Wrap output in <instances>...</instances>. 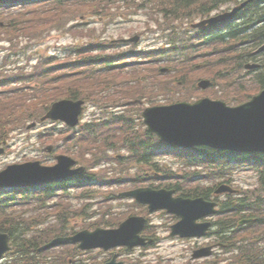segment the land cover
Instances as JSON below:
<instances>
[{
    "label": "trees",
    "instance_id": "trees-1",
    "mask_svg": "<svg viewBox=\"0 0 264 264\" xmlns=\"http://www.w3.org/2000/svg\"><path fill=\"white\" fill-rule=\"evenodd\" d=\"M59 0H54L52 3L54 7L60 8L62 6H66L68 3H71L72 0H63L62 2H58ZM237 0H76V3H84L87 5L86 8L80 10L84 13L85 9L88 8H98L101 11L104 10V7L101 5L105 3H125V4H152L153 6L148 8L149 10L156 9L158 11L163 12L165 18L167 16H174L172 18H168L169 21H193L197 17L205 16L210 14L212 11L217 10L225 5H230ZM99 5V6H98ZM251 7V6H250ZM59 10V9H57ZM78 11V10H77ZM79 12V11H78ZM97 12V10L95 11ZM256 13L257 10L254 9ZM94 13V12H93ZM79 14H81L79 12ZM252 16V15H251ZM248 18V16H246ZM251 18V17H250ZM258 22H264V18H258L252 25L248 22H245L247 25H239L232 27L229 29V36L226 38L218 37L214 40H208V42L201 43L204 40V37H193L187 34L178 35V32H174L170 35L169 45L172 47L166 50L167 57L172 59L174 63V67L177 66L176 63L180 56L189 57L191 53H194L198 49L203 46L213 47L214 52H219L222 54V58L225 59L222 62L221 67L227 70L228 65L225 64L229 59V55L225 54V51L232 53L236 51V48L240 45L242 46H252V48L259 47L264 44V23L261 25H256ZM159 23V22H158ZM160 24V23H159ZM80 25H78L79 27ZM178 26V25H177ZM176 26V28H177ZM76 27V26H75ZM176 28L169 27L171 31ZM240 32V33H239ZM180 33V32H179ZM239 33V35H237ZM96 34L95 29L88 31V36H94ZM201 35V34H198ZM227 39V41L225 40ZM214 41V42H213ZM186 42V43H185ZM212 42V43H211ZM95 44H90L82 47L83 54L87 56V66L97 65L99 61V56H89L93 51L98 49H107L112 47L111 44H103L101 46L94 47ZM80 49V48H79ZM20 52H18V55ZM157 54V53H156ZM175 57V58H174ZM226 57V58H225ZM109 60L117 61L116 57L106 56ZM190 58V57H189ZM186 60V59H184ZM54 59H46V61H41L39 65L36 67L35 71H27L25 67H20L18 72L12 73L9 72L8 80L6 83L12 81H20L21 85L14 88L11 94H23L20 99H14L11 101L3 102L0 104V138L4 134H12L14 131L23 129L30 121H40L42 114L48 110L52 101L57 100V98L64 91L68 92V87L70 82L73 83L72 78L68 73H61L59 75L55 74L57 71H62L61 68L56 66ZM192 60L187 61L184 64L185 68L193 67L191 65ZM104 66L99 64V66ZM92 75L91 77L87 76V79L92 80L94 77L97 81V71L96 68H91ZM89 69V70H91ZM95 70V71H94ZM134 79L136 83L134 86L126 92L128 99L136 98L140 93H145L146 90L149 89L148 84L141 83L143 80H147L148 75H153V73L148 74V71L138 69L134 70ZM139 72V73H138ZM216 77V76H215ZM224 80H230V75L223 76ZM186 84H191L193 80H186ZM87 83H91V81H87ZM259 83L264 86V78L263 80H259ZM8 85V84H4ZM160 91L164 90L169 91L167 87L158 86ZM64 93V94H65ZM11 94H8L10 96ZM29 95L28 99L24 97ZM41 95H45L41 97ZM111 126H117V130L119 135L125 136L128 140L127 146L129 147L132 158L126 159V162H137L138 164L145 163L149 164L152 168L153 172L163 173L166 176H173V170L164 169L160 167L159 164L153 162L155 158V152L162 149L163 154H174L175 159L181 163L183 169L192 170L194 167H198L200 165V161L207 166L214 167L210 169L206 167L208 177L213 176V179L216 178H232L234 172L238 170L243 165H247L254 170H262V182H264V155L253 154V155H244L237 154L232 152L225 151H217L211 148L202 147L194 150H176L175 152H170L168 150H164L166 146L161 145L160 141L155 142V137H151L149 139V134L145 137H140L137 134H133L130 138V130H134L133 124L125 119H121L117 122L109 123ZM104 127H99L98 124L91 122L84 125L80 132L85 133V135L77 136L76 139L83 142V152L88 153L90 150H93L95 146L97 147V151H94L96 156H100V154L104 153L103 147L98 145V142H103L105 145H108L109 142L115 137L107 138L104 134H102V130ZM44 136L48 137V134ZM43 137V136H41ZM130 138V139H129ZM150 142H149V141ZM157 140V139H156ZM169 147V146H167ZM190 170H182V178L184 181L189 182L192 174ZM87 179H90L87 178ZM26 190H16L13 191L10 195H5L0 197V213L2 214L3 221L0 222V230L9 233L11 236L18 238L20 241L19 249V260L20 264H34L32 258L30 257L32 249H36L38 238H43L44 236L49 235L48 231H44L39 237H33V243L28 242L25 237L28 232H31L32 224L34 222L33 218L20 220L17 217L18 208L22 209L21 213H25L28 210H24V208L30 207L33 205V201L36 200V197H33L31 194L27 193ZM28 194V195H26ZM50 196L51 194L45 193L44 196ZM43 198H40L39 201H42ZM35 202V201H34ZM38 202V201H37ZM40 203V202H38ZM246 201H242L240 203V207L246 206ZM24 207V208H23ZM7 211V212H6ZM243 210H239L238 213ZM27 223V224H26ZM224 227H228L230 223H221ZM252 227L260 226L259 223H254L251 225ZM232 229L234 225H231ZM236 232L235 234H237ZM233 240V239H232ZM35 241H37L35 243ZM36 246V247H35Z\"/></svg>",
    "mask_w": 264,
    "mask_h": 264
},
{
    "label": "rangeland",
    "instance_id": "rangeland-1",
    "mask_svg": "<svg viewBox=\"0 0 264 264\" xmlns=\"http://www.w3.org/2000/svg\"><path fill=\"white\" fill-rule=\"evenodd\" d=\"M138 4H128L125 3H105L101 5L104 7V10L101 11L100 9L96 8H88L84 10V15H78L79 12L75 9L74 3H69L65 7L60 8L58 11H53L50 14L46 13V20L49 23H52V26L50 27L52 30L46 31L44 34L36 35L34 33H31V29L33 28V25L26 24L25 28L28 31L26 34L30 37L31 40L27 39L26 37L21 38V49H26L27 55H34V52L38 51L41 52V55L43 57L46 56H54V54L62 55V52L65 51V48L68 45L72 44H81L83 42L89 41V38H87V34H77L76 33H70V32H64L58 29H62L63 27H66V30L69 29V26L79 24V23H85L88 24L90 27L93 25L97 26V33L98 35H102L103 40H120V39H130L134 36H137L139 38V42L136 44V47H132L130 44H126L124 46H116L113 49L106 50L103 54H112V53H121L122 55L126 56L127 52H131L132 50L136 53L135 56L137 57L139 52H145V51H157V50H166L168 48V45H166V38L163 36L161 29L165 30V34L172 33L174 29L171 31L168 28L173 27L176 28L177 25H180L182 22L178 21H169L168 18H172L174 16H165L163 15V12L154 10H140L137 6ZM99 6V5H98ZM83 8H86V6H82ZM22 8V7H18ZM21 9H12L10 10L13 12V14L20 13ZM97 10V12H95ZM27 11L22 10L21 13H26ZM94 12V13H93ZM78 15V16H77ZM76 18L73 20L72 18ZM200 17H197L193 21H198ZM33 21V20H32ZM67 22H71L69 25H67ZM160 24H159V23ZM85 30H89V27H86ZM157 30V31H155ZM159 32V33H158ZM41 37V38H40ZM85 37V38H83ZM40 38V39H39ZM38 39V40H36ZM114 40V41H115ZM6 41L2 42L0 47H8V43L5 44ZM125 44V43H123ZM130 45V46H129ZM122 51L126 53H122ZM4 49H0V58L5 54ZM203 54V50L201 51ZM209 53V52H208ZM95 54V53H94ZM201 55V54H197ZM196 55V56H197ZM103 56V55H101ZM127 57H132L131 55H127ZM3 58V57H2ZM1 58V60H2ZM24 64L25 58L22 57ZM136 59V58H135ZM134 59V60H135ZM203 57L199 59H195V65H197L200 60H202ZM126 60V59H125ZM132 62V61H130ZM165 62L167 64H173L169 58L165 59ZM164 62L163 66L166 68H170L172 71H168L165 74H161L160 77L157 75V84L154 88H149L145 91L143 94V97L147 100H150L149 102H145L144 106H150V105H169L173 104V102H179V88H177L175 85L170 84L171 86V92L168 96L165 97L164 90L160 91L158 89V86H164L163 81H171L172 76L176 72H186L188 70H184L177 67V70H173L170 66L167 65ZM128 63V62H126ZM126 65V64H125ZM138 68V71L144 70V68L148 67L146 64H141L136 66ZM133 66L131 64L126 65V69H132ZM119 70L118 68H115ZM195 71L199 68L194 67ZM128 72V71H127ZM130 72L133 73L132 70ZM138 72V73H139ZM196 73V72H194ZM162 79V80H161ZM146 84L149 83L147 80H143ZM88 84L84 82V80H81L78 82L77 85L74 86L75 91L73 94L77 96H83V97H96V93H100V96L103 97L104 95L109 96L107 93H102L101 89L97 86L93 87H87ZM124 91H128L127 89H124ZM64 91L61 93V95L57 98V100L62 99L64 95ZM143 93V91H142ZM140 93L136 98H140ZM166 93V92H165ZM199 94L194 93L193 96L197 97ZM120 98H126V93L123 92L120 94ZM91 110H88L86 113V120L91 118V114L93 112V108H90ZM85 121V120H84ZM142 125V124H141ZM50 126L47 125L46 127L41 128H35L31 131H26L25 134L22 136L15 137L14 140H12L9 148V152L0 157V171L7 167V165L14 164V163H20L22 161L23 152H22V144L23 142L21 140H18L16 138H29L31 144H36V138L32 137L33 135H36L40 131H43L44 129L49 128ZM138 132H140V137H144V128L139 125L137 128ZM150 142V141H149ZM30 152L27 153L32 158L39 155V152H35L34 148L28 149ZM159 159L161 166H167V165H177L175 167L176 171H179V165L178 163L173 159L172 156L166 155L156 158ZM45 161L47 163H52L51 158L47 160L45 158ZM53 161V160H52ZM22 163V162H21ZM47 163H43L45 165H48ZM194 170V169H192ZM254 174L248 170L247 168H240L238 171L234 172L233 180L235 181L233 184L237 188H251L256 186V177L253 176ZM218 181L220 179H217ZM228 200V199H225ZM133 201H125L121 204H113V208L115 212L120 213V217L125 215V211L130 210V208L134 209L136 212V215L139 214V210L141 208L136 207ZM95 207L89 208V210H94ZM134 215V214H133ZM169 215H164L162 217L161 214H154L152 215V229L154 231V236L157 237V239H160L154 247H152L151 250H136L134 254L125 255L123 257L125 261L126 259L131 260H140L142 264H202L205 261L201 262H193L190 260V257H188L189 251L192 247L196 246L197 243H183L180 240H173L168 239L167 234L170 231V227H166L165 221L169 219ZM26 238L31 239L33 237L32 234L25 235ZM28 239H26L28 241ZM205 242V241H202ZM218 260L220 259L219 264H228L227 260L225 259V253L221 248H218ZM40 253H37L36 258L39 257ZM76 256V255H75ZM90 256H86V261ZM40 258V257H39ZM77 258L84 259L81 256H77ZM38 259V258H37ZM84 259V260H85ZM90 262L91 259H90ZM126 262V261H125ZM138 262V261H137Z\"/></svg>",
    "mask_w": 264,
    "mask_h": 264
},
{
    "label": "water",
    "instance_id": "water-1",
    "mask_svg": "<svg viewBox=\"0 0 264 264\" xmlns=\"http://www.w3.org/2000/svg\"><path fill=\"white\" fill-rule=\"evenodd\" d=\"M226 17L229 16H221L198 24L196 27L205 26L206 23L214 24ZM208 86V82L200 84L203 88ZM81 104L73 101L57 103L44 120H62L70 126H76L82 111ZM144 117L151 132L175 146L193 148L202 145L240 153H264V92L253 101L237 108H230L223 102L205 99L196 104L182 103L148 109ZM3 153L4 149L0 144V155ZM59 160L60 164L54 168L43 167L39 162L9 166L0 173V188L30 186L66 177L70 174L68 172L73 162L66 157H59ZM128 195L149 204L151 211L165 208L171 213L181 215L184 221L176 228L175 234H193L195 226L192 221L196 217L195 214L203 209L197 200L177 201L171 199L172 194L166 191L155 192L147 189ZM141 227L140 219H131L118 232L101 231L89 235L84 233L73 241L85 243V248L107 245L110 247L118 243L130 244V247L144 245V241L138 240ZM8 242V236L0 233V258L9 251ZM56 243L60 241L54 242L51 246Z\"/></svg>",
    "mask_w": 264,
    "mask_h": 264
},
{
    "label": "flooded vegetation",
    "instance_id": "flooded-vegetation-1",
    "mask_svg": "<svg viewBox=\"0 0 264 264\" xmlns=\"http://www.w3.org/2000/svg\"><path fill=\"white\" fill-rule=\"evenodd\" d=\"M255 15L264 18V11L257 10ZM204 195H206V194H204ZM211 197L215 198V195L213 193H211L207 199H210ZM221 198L220 199L218 198L217 200L219 201V203H221L220 205L222 208H223V204H224V207H226L228 204V201L224 200L225 202L222 203ZM229 209H230V207H229ZM226 222L228 223V221H223V220H217V221L213 222L214 227H213V231L210 233V237L212 238V243L210 244V246L215 248V250H214L215 253H217L218 248L223 247L225 245L223 240H221L219 237H216L215 235L217 234V231H218L217 229H220L221 227H223V225L221 223H226Z\"/></svg>",
    "mask_w": 264,
    "mask_h": 264
},
{
    "label": "bare ground",
    "instance_id": "bare-ground-1",
    "mask_svg": "<svg viewBox=\"0 0 264 264\" xmlns=\"http://www.w3.org/2000/svg\"><path fill=\"white\" fill-rule=\"evenodd\" d=\"M186 43V42H185ZM174 103V102H173Z\"/></svg>",
    "mask_w": 264,
    "mask_h": 264
}]
</instances>
